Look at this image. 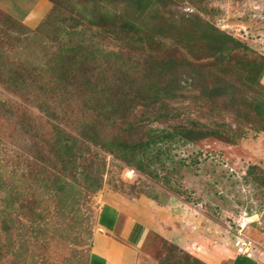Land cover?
<instances>
[{"label":"rangeland","instance_id":"rangeland-1","mask_svg":"<svg viewBox=\"0 0 264 264\" xmlns=\"http://www.w3.org/2000/svg\"><path fill=\"white\" fill-rule=\"evenodd\" d=\"M80 2L0 0V264H86L105 203L142 225L140 248L153 264H228L240 253L264 264V66L255 79V63H264V0H156L145 29L166 32L168 52L106 34L100 86L130 71L127 58L153 55L175 61L185 97L168 101L175 119L163 124L137 122L133 112L137 133L123 132L121 142L110 141L84 94L54 73L63 67L64 18L88 16L90 5ZM93 27L75 30L87 36ZM189 28L217 29L242 47L223 60L201 45L191 50L182 44ZM17 79L27 91H13ZM220 81L232 99L195 100L199 85ZM194 120L220 133L158 143L153 154L168 152L150 162L153 176L135 167L153 158L127 148L137 135L198 128ZM66 141L76 142L75 152L61 149Z\"/></svg>","mask_w":264,"mask_h":264},{"label":"trees","instance_id":"trees-1","mask_svg":"<svg viewBox=\"0 0 264 264\" xmlns=\"http://www.w3.org/2000/svg\"><path fill=\"white\" fill-rule=\"evenodd\" d=\"M80 3L84 7L90 5L87 7L89 9L88 12H86L88 16L85 17L83 15L84 11L81 12L82 22L73 17L64 18L66 23L68 22V31L63 35L58 33L61 43L59 51L63 55L61 57L63 67L58 70V66H55L54 73L58 74V79L60 77L62 80L67 81L69 87H77L84 94L87 110L96 114L105 123L102 129L109 132V139L112 137L110 141L121 142L125 140L126 137L123 136V132L130 136L131 129L134 133H137L138 129L135 128L134 123L129 121V117L132 116L133 112L138 115L137 122L142 120V118H150V116L152 122L157 124L174 120L175 116L171 114L172 109L168 108V101H172L179 96L183 99L185 98L183 88L180 86L178 78L175 77L178 74V71L174 68L175 61L157 58L153 55H136L133 58H127L125 61L131 64L130 71L115 76L114 79L110 80V82L106 81L102 86H100L101 80H98L97 76L95 78L96 73H99L102 69L106 70L102 66L103 63L106 65L109 63V60L104 61V57L109 58L110 55L104 50L101 43L106 34L116 35L114 38L116 41L127 38L136 46H154L164 51V41L169 39L166 36V32L150 34L147 30L149 29L146 26L147 24L145 25L146 13H156L155 7L159 6L156 0H82ZM58 4L61 5L60 3ZM168 21L172 26H175L172 18L168 19ZM45 25H42L41 29ZM80 26L89 28L94 26L97 31L86 36L85 31L75 30L76 27ZM206 29L208 31L200 30L199 28H193V31L190 29L185 35L187 39L183 40L185 43L182 44L191 50L195 45H201L211 51L214 57H219L221 60L242 47L238 41L222 31L214 28ZM197 30L199 31L197 32ZM119 42L124 44L122 40ZM165 51L168 52L169 50L165 49ZM101 55L104 56L102 60L99 59ZM119 62H123V60ZM139 66L144 69L134 74L133 70ZM263 66L264 63L262 61L255 63V79L259 77ZM17 72V70L12 71L13 75H16ZM140 75L141 77L139 78ZM153 78L155 82H152ZM9 86L18 94L27 91L25 90L27 85L23 79L10 82ZM227 87L225 81H220L215 85H199L197 89L198 95L195 100L197 101L201 98V100L211 99L214 102H218L223 99H232L233 96L227 92ZM138 109L140 111H136ZM193 122L198 128L174 127L173 131L166 128L148 129L142 134V137L144 135L145 138L137 135V139L132 140L127 148L131 151H138L143 157H146V154H153L152 152H154L158 143H167L175 140L176 143L179 141H193L208 137L211 133H214V135L220 133V131L210 132L206 131L207 129L203 130L200 128L198 121L194 120ZM113 131H116V133H113ZM87 138L93 139L94 134L89 135ZM68 142H64L61 149L67 152L66 154L75 152V141ZM164 152H168V149ZM164 152L162 155L158 153L151 155L153 158L150 157L149 161L147 158L144 161H139L135 167L139 171L153 176L149 170L150 162H154L155 159L160 160L162 158L160 156H166L167 153L164 154ZM66 154L63 153V155ZM169 159L173 161L172 157ZM1 182L3 183L2 179ZM5 223L6 221L2 225ZM196 262L204 264L197 260Z\"/></svg>","mask_w":264,"mask_h":264},{"label":"crops","instance_id":"crops-1","mask_svg":"<svg viewBox=\"0 0 264 264\" xmlns=\"http://www.w3.org/2000/svg\"><path fill=\"white\" fill-rule=\"evenodd\" d=\"M99 233L91 242L86 264H153L140 248L143 227L117 206L103 204L97 213ZM228 264H260L257 257L233 254ZM262 264V263H261Z\"/></svg>","mask_w":264,"mask_h":264},{"label":"bare ground","instance_id":"bare-ground-1","mask_svg":"<svg viewBox=\"0 0 264 264\" xmlns=\"http://www.w3.org/2000/svg\"><path fill=\"white\" fill-rule=\"evenodd\" d=\"M206 258H209V259H211L209 256H206ZM213 259H215V258H212V260H213Z\"/></svg>","mask_w":264,"mask_h":264},{"label":"built area","instance_id":"built-area-1","mask_svg":"<svg viewBox=\"0 0 264 264\" xmlns=\"http://www.w3.org/2000/svg\"><path fill=\"white\" fill-rule=\"evenodd\" d=\"M247 255V254H246Z\"/></svg>","mask_w":264,"mask_h":264}]
</instances>
